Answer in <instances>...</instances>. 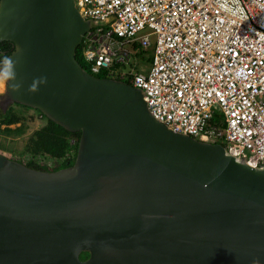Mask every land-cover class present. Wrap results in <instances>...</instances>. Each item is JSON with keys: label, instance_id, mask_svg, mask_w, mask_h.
<instances>
[{"label": "water", "instance_id": "obj_1", "mask_svg": "<svg viewBox=\"0 0 264 264\" xmlns=\"http://www.w3.org/2000/svg\"><path fill=\"white\" fill-rule=\"evenodd\" d=\"M91 24L74 0H0L21 83L0 107L79 130L54 169L0 152V264H264V164L171 129L139 86L88 71L75 51Z\"/></svg>", "mask_w": 264, "mask_h": 264}, {"label": "built area", "instance_id": "obj_2", "mask_svg": "<svg viewBox=\"0 0 264 264\" xmlns=\"http://www.w3.org/2000/svg\"><path fill=\"white\" fill-rule=\"evenodd\" d=\"M75 3L93 22L80 40L92 73L140 86L150 113L171 129L264 164V0ZM148 46L146 70L120 66Z\"/></svg>", "mask_w": 264, "mask_h": 264}, {"label": "trees", "instance_id": "obj_3", "mask_svg": "<svg viewBox=\"0 0 264 264\" xmlns=\"http://www.w3.org/2000/svg\"><path fill=\"white\" fill-rule=\"evenodd\" d=\"M11 48L12 43L9 40H0V59H2ZM75 55L79 62H81L79 46L76 48ZM11 103L30 107L19 102ZM11 103L7 105L5 110L0 107V132L5 133L9 138L23 134L35 119L33 112L15 109L10 105ZM35 109L38 110V114L41 116L44 115L45 119L42 122H37L34 128L24 136L22 149L23 153L27 156L24 162L38 168H45L44 165L46 162L52 164V162L55 161L58 164L55 167L72 163L76 153L79 130H69L47 117L38 108ZM43 160L46 162H43ZM55 167H53V169ZM86 255L87 251H82L80 253V257Z\"/></svg>", "mask_w": 264, "mask_h": 264}, {"label": "rangeland", "instance_id": "obj_4", "mask_svg": "<svg viewBox=\"0 0 264 264\" xmlns=\"http://www.w3.org/2000/svg\"><path fill=\"white\" fill-rule=\"evenodd\" d=\"M151 52H152V47L149 46L146 50H143V48L141 47L138 50H136V52L134 54H132L130 56L129 62H121L120 66L127 68V69H130L131 66L135 65L134 61H136V67L137 68H141V69L146 70L148 68V65H149V59H150ZM140 53L144 54L143 58H141L139 56ZM80 60H81V63L86 68H88L86 61H84L81 57H80ZM1 90H2V88H0V91ZM10 105L12 107H14L15 109H23L26 112H33L35 115V119L31 122V125L21 135H16V136L9 138L8 135H6L3 132H0V152L8 153L10 156L20 158V159H22V161H24L25 158L27 157L23 153V149H22L24 136H26L34 128V126L36 125L37 122L44 121L45 116L43 115L42 117H40L38 115V110H36L32 106L24 107V106H22L20 104H16V103H11Z\"/></svg>", "mask_w": 264, "mask_h": 264}, {"label": "clouds", "instance_id": "obj_5", "mask_svg": "<svg viewBox=\"0 0 264 264\" xmlns=\"http://www.w3.org/2000/svg\"><path fill=\"white\" fill-rule=\"evenodd\" d=\"M75 1V0H74ZM233 3L234 4H238V0H233ZM76 4V3H75ZM78 9V8H77ZM81 14V13H80ZM82 15V14H81ZM83 16V15H82ZM84 17V16H83ZM85 18H89V17H85ZM90 19V18H89ZM91 20V19H90ZM92 22V20H91ZM93 25V22L91 24V26ZM90 26V27H91ZM89 27V28H90ZM88 28V29H89ZM87 30V29H86ZM85 30V31H86ZM84 31V32H85ZM83 32V33H84ZM82 37V36H81ZM81 40V39H80ZM79 46V49H80V41L79 43L77 44L76 48ZM149 47V46H148ZM148 47L146 48H143V50H146ZM151 47V46H150ZM140 48V47H139ZM138 48V49H139ZM1 51V50H0ZM151 55V54H150ZM81 57V55H80ZM82 58V57H81ZM19 63V60H14L12 59L11 57H8V56H4L2 59H0V88H3L5 85H7V87L11 88L12 90H19L20 87H21V83H18L16 82L17 80V73H16V67H17V64ZM82 64V63H81ZM83 65V64H82ZM84 66V65H83ZM85 67V66H84ZM86 68V67H85ZM88 71L89 68H86ZM91 72V71H90ZM94 74H97V75H103V76H110V75H107V74H104L102 72L100 73H94ZM111 77H115V78H119V79H123V80H126L128 81V79H124V78H120V77H117V76H111ZM129 83H131L130 81H128ZM43 83H46V78H39V79H36L33 81L32 85L30 86V90L31 91H36L38 90L37 86L39 84H43ZM132 84V83H131ZM135 85V84H133ZM138 86V85H136ZM140 87V86H139ZM141 88V87H140ZM142 90V88H141ZM143 92V90H142ZM144 97V96H143ZM145 99V98H144ZM147 105V104H146ZM148 108V107H147ZM150 112V111H149ZM40 117H42L40 114H38ZM179 132H182V131H179ZM186 133V132H185ZM190 134V133H189ZM193 135V134H191ZM195 136V135H193ZM196 138H200L198 136H195ZM200 139H203V138H200ZM203 140H207V139H203ZM209 141H212V140H209ZM213 142H217V141H213ZM218 142H221V141H218ZM223 143V142H221ZM224 144V143H223ZM225 146V144H224ZM226 147V146H225ZM227 149V148H226ZM228 151V150H227ZM3 153V152H2ZM6 154V153H4ZM8 155V154H7ZM10 156V155H9ZM240 157V156H239ZM17 158V157H16ZM244 158V157H243ZM19 159V158H18ZM245 159V158H244ZM22 161V159H19ZM24 162V161H23ZM43 162H46L43 160ZM47 163V162H46ZM49 164V162H48ZM51 165V164H50ZM254 264H258V262H254Z\"/></svg>", "mask_w": 264, "mask_h": 264}, {"label": "flooded vegetation", "instance_id": "obj_6", "mask_svg": "<svg viewBox=\"0 0 264 264\" xmlns=\"http://www.w3.org/2000/svg\"><path fill=\"white\" fill-rule=\"evenodd\" d=\"M42 162V161H41ZM58 164L55 162V161H53L52 162V164L50 165V164H48V163H46L45 165H44V167L46 168V169H53V167H55V166H57ZM64 166V165H63ZM59 167H61V166H59ZM55 168H57V167H55Z\"/></svg>", "mask_w": 264, "mask_h": 264}, {"label": "crops", "instance_id": "obj_7", "mask_svg": "<svg viewBox=\"0 0 264 264\" xmlns=\"http://www.w3.org/2000/svg\"><path fill=\"white\" fill-rule=\"evenodd\" d=\"M6 154H8V153H6ZM9 155V154H8Z\"/></svg>", "mask_w": 264, "mask_h": 264}]
</instances>
